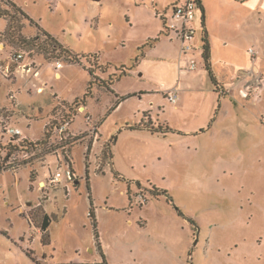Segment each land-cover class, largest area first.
Listing matches in <instances>:
<instances>
[{"label": "rangeland", "instance_id": "374dc122", "mask_svg": "<svg viewBox=\"0 0 264 264\" xmlns=\"http://www.w3.org/2000/svg\"><path fill=\"white\" fill-rule=\"evenodd\" d=\"M178 1L0 0L8 11L0 19V159L16 143L6 127L32 143L48 132L53 147L16 152V170L1 169L0 264L100 262L90 205L111 263L264 264V0H203L213 71L250 70L247 98L234 90L222 101L205 72L199 11L197 69L178 68L179 45L160 17ZM10 17L19 31L8 28ZM35 37L34 47L18 41ZM21 64L39 76L16 70ZM116 96L132 97L113 112ZM65 121L69 139L61 143L55 126ZM138 124L160 130L129 129ZM64 160L75 179L51 184Z\"/></svg>", "mask_w": 264, "mask_h": 264}, {"label": "built area", "instance_id": "2783aa9c", "mask_svg": "<svg viewBox=\"0 0 264 264\" xmlns=\"http://www.w3.org/2000/svg\"><path fill=\"white\" fill-rule=\"evenodd\" d=\"M179 4H175L171 10H165L161 13L160 17L162 19L163 25L165 27V31L167 35H172L178 41V51L180 56L185 61V70L187 72H193L197 69V59L195 57V52L197 50L196 47V34L197 28L195 25L196 14L199 11L198 4L196 0H185L179 2ZM170 18V21H169ZM202 41V40H201ZM203 48V43H202ZM249 53L254 56V52L252 50ZM24 58V54L18 53L15 54L13 60L15 62H20ZM56 70L62 67L61 62H55ZM20 69L22 72L27 74H32L34 77L39 76V70L32 67L29 64H21L17 66L18 70ZM8 70V68H7ZM260 80V78L258 79ZM240 97L243 99L247 98V94L244 92H239ZM9 99L12 101L15 99L14 95H9ZM167 100L171 104H175L177 100L176 91L172 90L167 94ZM70 121L63 122L60 126L55 128V132H57L59 136V140L61 143H65L68 141V136L65 134L67 132L68 127L70 126ZM4 133L8 135L10 138H18L21 136V131L17 128L6 127L4 128ZM1 155V154H0ZM24 154L23 157H25ZM3 159H0V164ZM19 164L15 161V157L11 156L7 162L4 163V167L8 168L12 171H15ZM61 179H64L66 182H73L75 179V174L72 171L71 163L67 162L65 164L64 170L61 172L60 169L52 176L50 179L51 184L60 183Z\"/></svg>", "mask_w": 264, "mask_h": 264}, {"label": "trees", "instance_id": "16d2710c", "mask_svg": "<svg viewBox=\"0 0 264 264\" xmlns=\"http://www.w3.org/2000/svg\"><path fill=\"white\" fill-rule=\"evenodd\" d=\"M237 1H241V2H244L246 0H237ZM197 4H198V8H199V12L201 14L200 18H201V26H202V29H203V35H202V41H203V54H202V57H203V60H204V66H205V70L207 72V75H208V78L213 86V90L214 92L218 95V99L219 101L221 100V98L225 97V94L224 92L222 91L221 87L219 86L215 76H214V73L212 71V68H211V63H210V46H209V41H208V35H207V31L205 29V22H204V10L202 8V4H201V1L200 0H196ZM10 6L12 7V9H14V11L19 14L20 16L24 17V18H27L30 23H34L32 22L31 19L28 18V16L18 7L16 6L15 3L11 2L10 3ZM8 16V11L7 10H4V9H1L0 8V19H3L5 17ZM15 25L14 28H16V30L19 31V29L21 28V25L20 23L17 21V20H14L12 17H10L9 19V25H8V28L9 26H12V25ZM44 36H45V42L49 45V46H52L53 47V50H60L61 52H64L65 54H68L67 51H64V50H61V46L56 42V40L54 38H52L51 35H49L48 33L46 32H43ZM38 38L35 37L33 40H23L21 38H18V41L23 43V44H26L27 46L29 47H34V43L35 41L37 40ZM156 41V40H154ZM70 61H77L76 59L70 57L69 59ZM90 74L91 71H88ZM91 86H92V82L90 83L89 87L87 88V93L84 95L85 97H88L91 93ZM108 89V88H107ZM110 92L113 93L112 90H108ZM117 97V96H116ZM129 97H132V96H128V97H117V100H116V104L111 108V111H114L118 105L125 101L126 99H128ZM130 130H146L152 134H157L158 131L160 129H152L150 127H144V126H140V124L138 125H134V126H131L129 128ZM50 133H46L45 135L47 136V138L43 139L41 142H36V143H32L28 140H20L18 141L17 138H13L14 142H16L14 145H11V149L7 151L6 153V156L3 158V161L2 163L0 164V172H1V169L2 168H5L4 167V163L7 162L9 160V158L11 156H15V153L16 152H19V151H29L31 149V151H43L45 153L47 152H51L53 151V147L51 146V144L49 143V140L47 141L48 137ZM63 146H57V148H62ZM55 149V147H54ZM1 150V148H0ZM26 154V153H25ZM15 161H16V158H15ZM163 194H166L167 195V192L166 191H163L162 192ZM169 201H170V204L173 206V208L176 210V213L177 215L182 218L183 220L187 221L190 225L194 226L195 223L194 221L189 218L188 216H186L184 214V212L178 207L175 205L174 201L172 200L171 197H168ZM91 204V203H90ZM88 218L90 219V222H91V226H92V229H93V237H94V240L96 242V244L99 246V235H98V232H97V223H96V218H95V214L93 213L92 211V205H90V210H89V215H88ZM49 227V218L47 216H44L40 226H39V229L41 230L42 232V241L43 243H45V238L47 239V229ZM101 257L103 259V255L101 254ZM104 264V262L102 263Z\"/></svg>", "mask_w": 264, "mask_h": 264}, {"label": "crops", "instance_id": "0c3cea01", "mask_svg": "<svg viewBox=\"0 0 264 264\" xmlns=\"http://www.w3.org/2000/svg\"><path fill=\"white\" fill-rule=\"evenodd\" d=\"M201 1V4H202V8H203V10H204V7H205V5H204V2H203V0H200ZM163 11H165V10H163ZM167 11V10H166ZM202 27V26H201ZM166 36H169V38H171V36L170 35H167L166 34ZM201 40H202V37H201ZM175 41L178 43V41L175 39ZM208 41H209V38H208ZM155 42V41H154ZM202 43H203V41H202ZM203 54V53H202ZM178 57V58H177ZM176 58H175V61L177 62V65H178V68H179V70L180 71H182V70H184V71H186L185 70V61H184V59L180 56V54H179V56H177ZM210 63H211V58H210ZM181 64H183V67L184 68H182L181 67ZM211 68H212V64H211ZM251 69H253L254 71H256V70H259V67H258V65L257 64H255V63H253L252 64V68ZM212 71H213V68H212ZM249 69H247L246 67H237V69L235 70V72L233 73V74H229V75H223V76H219V75H217L214 71H213V73H214V76H215V78H216V80H217V82H218V84H219V86L221 87V89L227 94V96L226 97H223V98H221V101L223 100V99H225V98H228V97H231V95H232V92L234 91V90H237V94L239 93V92H245V90H246V86H248L250 83V75H249ZM261 71V70H260ZM205 72H206V70H205ZM207 73V72H206ZM208 76V75H207ZM263 77H264V75H262ZM55 77L56 78H60L61 77V75H60V73L59 72H56L55 73ZM248 77H249V80H248ZM262 77V78H263ZM259 81V80H258ZM213 87V86H212ZM238 97H239V95H238ZM242 100V99H241ZM122 103V102H121ZM120 103V104H121ZM120 104L118 105V107L120 106ZM117 107V108H118ZM83 108H87V107H83ZM116 108V109H117ZM115 109V110H116ZM114 110V111H115ZM113 111V112H114ZM107 115H110L109 113L107 114ZM55 127H57V126H55ZM54 129V128H53ZM21 131V130H20ZM22 132V131H21ZM25 138L26 139H30V138H28V137H26L25 136ZM61 145H63V144H61ZM64 146H67V144H64ZM65 147H62L61 148V151H63V153H64V159H66L67 158V153H68V151L67 150H65L64 149ZM65 150V151H64ZM65 161V163H67V160H64ZM132 224H133V222L131 221V220H128L127 221V225L128 226H132ZM95 241V240H94ZM96 243V242H95ZM98 250H99V253H100V255L102 254L103 255V259L101 258V261L100 262H93V263H88V264H102L103 262H104V264H118V263H111L109 260H108V258H107V256L105 255V253H104V250H103V246H102V243L100 242V238H99V246H98ZM132 264H135V261H133V263ZM188 264V263H187Z\"/></svg>", "mask_w": 264, "mask_h": 264}, {"label": "water", "instance_id": "95a60500", "mask_svg": "<svg viewBox=\"0 0 264 264\" xmlns=\"http://www.w3.org/2000/svg\"><path fill=\"white\" fill-rule=\"evenodd\" d=\"M92 1L96 2V1H99V0H92Z\"/></svg>", "mask_w": 264, "mask_h": 264}]
</instances>
